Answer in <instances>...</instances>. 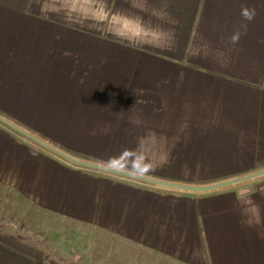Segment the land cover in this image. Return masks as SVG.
I'll list each match as a JSON object with an SVG mask.
<instances>
[{
    "label": "crops",
    "instance_id": "obj_1",
    "mask_svg": "<svg viewBox=\"0 0 264 264\" xmlns=\"http://www.w3.org/2000/svg\"><path fill=\"white\" fill-rule=\"evenodd\" d=\"M0 115L77 159L166 182L263 171L264 0H0ZM51 220L81 231L66 240L82 251L56 248ZM113 246L141 264H264V177L168 190L0 125V264H107Z\"/></svg>",
    "mask_w": 264,
    "mask_h": 264
},
{
    "label": "water",
    "instance_id": "obj_2",
    "mask_svg": "<svg viewBox=\"0 0 264 264\" xmlns=\"http://www.w3.org/2000/svg\"><path fill=\"white\" fill-rule=\"evenodd\" d=\"M0 124L4 125L5 127L11 129L12 131H14L16 133L22 135L23 137L29 139L30 141H32L35 144L39 145L40 147L46 149L47 151H50L51 153L55 154L56 156L60 157L61 159L65 160V161H67L73 165H76L78 167H82V168H86L89 170H94V171H98V172H102L105 174L114 175V176H118V177H122V178H127V179H131V180H135V181L148 183V184H151V185H154L156 187L163 188V189L176 190V191H182V192H193V193H208V192L218 191L221 189L231 187L233 185L253 181V180L264 177V170H263V171H259L257 173L245 176V177L225 181V182L218 183V184L211 185V186H204V187H195V186H188V185L166 182V181L154 179L151 177H146V176H142L139 174L131 173L128 171L115 169V168L107 167L104 165H100V164L84 161L81 159H77V158L71 156L70 154L62 151L61 149H59V148L51 145L50 143L44 141L43 139L39 138L38 136L32 134L31 132L18 127L17 125H15L12 122L5 119L2 115H0Z\"/></svg>",
    "mask_w": 264,
    "mask_h": 264
},
{
    "label": "rangeland",
    "instance_id": "obj_3",
    "mask_svg": "<svg viewBox=\"0 0 264 264\" xmlns=\"http://www.w3.org/2000/svg\"><path fill=\"white\" fill-rule=\"evenodd\" d=\"M0 125L2 127H4L2 124H0ZM42 132H44L46 134L51 133V131H42ZM70 148L77 149V150H83V151L87 152L84 149V147H70ZM83 151H81V152H83ZM89 153L92 155H95L97 157L104 158V159H110L111 158V160H112V158H115V157H117V158L122 157L121 155L115 156V155H112L111 153H109V154H107L105 152L101 153V152H99L98 149H93V151H89ZM104 159H102V160H104ZM105 162L108 164H113V165L121 166L124 168H128L130 170H136L138 172L141 171V172H145V173L152 171L150 169H154V165L156 164V163L132 162V161H119V162L105 161ZM43 228L45 231L50 232V234H55L53 236V239L55 241L53 244L56 248H59L63 251H66V249L71 250V251H67L68 253H73L72 250H74V251L78 250L79 252L82 251L80 248L82 247L83 243L71 245L70 243H72V242L69 243V241L66 240V234L68 235L67 232H69V230L66 231L67 228L65 226L58 225V224H56V222H54V220H51V221H49V224L48 225L45 224ZM69 229H71V228H69ZM12 232H14V234H18V236H22V235L25 237L28 236L26 234V231L23 229H20V228L18 230L14 229V231H12ZM54 232H57V233H54ZM69 234L72 237H76V240H81L82 236L83 237L85 236L84 234L81 233V231L79 233H76V234L75 233L72 234L69 232ZM94 237H92L93 240L91 241L90 245H89V243H85V245H87L86 246L87 249H89V250H93L94 247L98 246V244H99L98 241H95L96 239H94ZM38 242L41 245L42 241H38ZM111 250H112L111 253L109 251V257L107 258V260H109V261L107 264H119L120 262H121V264L124 262L125 263L127 262L130 264L134 260H135L134 261L135 264H141V262H142V259L140 257L134 258L133 253H131L129 250H126V249L121 248L119 246H116V247L113 246V248ZM87 259H89V258H87V257L82 258L81 264L86 263ZM91 259H93V258H91ZM59 264H62V263H60V261H59Z\"/></svg>",
    "mask_w": 264,
    "mask_h": 264
},
{
    "label": "clouds",
    "instance_id": "obj_4",
    "mask_svg": "<svg viewBox=\"0 0 264 264\" xmlns=\"http://www.w3.org/2000/svg\"><path fill=\"white\" fill-rule=\"evenodd\" d=\"M241 14H242L243 18L245 19V21H251L255 16V9H250V8L245 7V8H243ZM241 28H243L246 31L247 25L242 24ZM243 34H244V32L237 31L231 38L232 43H234V44L238 43Z\"/></svg>",
    "mask_w": 264,
    "mask_h": 264
},
{
    "label": "trees",
    "instance_id": "obj_5",
    "mask_svg": "<svg viewBox=\"0 0 264 264\" xmlns=\"http://www.w3.org/2000/svg\"><path fill=\"white\" fill-rule=\"evenodd\" d=\"M3 116V115H2Z\"/></svg>",
    "mask_w": 264,
    "mask_h": 264
}]
</instances>
